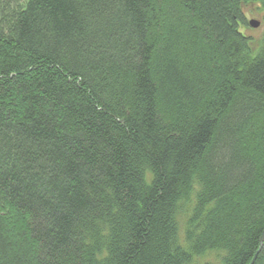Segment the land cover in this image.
<instances>
[{
	"label": "trees",
	"instance_id": "obj_1",
	"mask_svg": "<svg viewBox=\"0 0 264 264\" xmlns=\"http://www.w3.org/2000/svg\"><path fill=\"white\" fill-rule=\"evenodd\" d=\"M248 13L264 0H0V264H264Z\"/></svg>",
	"mask_w": 264,
	"mask_h": 264
},
{
	"label": "rangeland",
	"instance_id": "obj_2",
	"mask_svg": "<svg viewBox=\"0 0 264 264\" xmlns=\"http://www.w3.org/2000/svg\"><path fill=\"white\" fill-rule=\"evenodd\" d=\"M248 16H249V19L250 18H255V19L260 20V15L258 13H254L253 15H250L248 13ZM263 28H264V24H260L257 28H253V29L247 30V33L249 35L253 36L254 38H258L260 36ZM182 221H183V216H179L178 223H180V225L182 224ZM179 234H180V236L182 235L181 228H180ZM214 259H215L214 254L213 253H209L206 256L198 259L197 263L198 264H202L204 261H213Z\"/></svg>",
	"mask_w": 264,
	"mask_h": 264
},
{
	"label": "water",
	"instance_id": "obj_3",
	"mask_svg": "<svg viewBox=\"0 0 264 264\" xmlns=\"http://www.w3.org/2000/svg\"><path fill=\"white\" fill-rule=\"evenodd\" d=\"M248 24H249V26L252 27V28H257V27L260 25V21H259L258 19H255V18H250V19L248 20ZM263 240H264V229H263V231H262V233H261V236H260V239H259V241H260V246L262 245ZM254 258H255V257H254ZM253 260H254V259H253ZM253 260H252V262H251L250 264L253 263Z\"/></svg>",
	"mask_w": 264,
	"mask_h": 264
},
{
	"label": "bare ground",
	"instance_id": "obj_4",
	"mask_svg": "<svg viewBox=\"0 0 264 264\" xmlns=\"http://www.w3.org/2000/svg\"><path fill=\"white\" fill-rule=\"evenodd\" d=\"M179 236H180V234H179ZM259 239H260V238H259ZM263 241H264V240H263ZM259 242H260V241H259ZM262 244H263V242H262ZM261 246H262V245H261ZM261 246H260V247H261Z\"/></svg>",
	"mask_w": 264,
	"mask_h": 264
}]
</instances>
